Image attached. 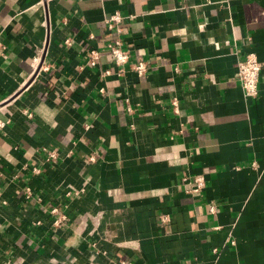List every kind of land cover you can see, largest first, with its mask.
<instances>
[{"label":"crops","instance_id":"crops-1","mask_svg":"<svg viewBox=\"0 0 264 264\" xmlns=\"http://www.w3.org/2000/svg\"><path fill=\"white\" fill-rule=\"evenodd\" d=\"M0 38V264H264V0H0Z\"/></svg>","mask_w":264,"mask_h":264},{"label":"built area","instance_id":"built-area-1","mask_svg":"<svg viewBox=\"0 0 264 264\" xmlns=\"http://www.w3.org/2000/svg\"><path fill=\"white\" fill-rule=\"evenodd\" d=\"M122 20H123L122 16L119 13H115V15H113L111 19L107 20L108 29L110 31H115L118 34H123V29L120 27ZM108 48L110 50V55L115 65L119 67H123L129 63L130 52L126 48L125 41L123 38H119L115 42L110 43L108 45ZM6 53H7V46L3 43V41L0 38V56H6ZM89 53H90V57H89L90 65L93 67L97 66L100 60V57H101L99 51L96 49H93ZM133 66H134V70L139 75H143L147 70L145 63H138ZM263 70H264V63H262L258 59L255 53L247 54L244 60L239 62L238 79L247 97H251V98L258 97L259 82H260V77H261ZM104 74L109 75L110 71H106ZM173 106H174V109L177 110L178 108L177 99H173ZM3 126H4V123L0 121V127H3ZM204 187H205V178L199 177L195 181V186L193 187L192 192L197 193ZM212 210L214 211V209ZM66 219L67 218L64 215L61 218H59V221L63 222ZM59 221L57 222V224L59 223ZM162 221L167 222L168 221L167 217H164Z\"/></svg>","mask_w":264,"mask_h":264}]
</instances>
